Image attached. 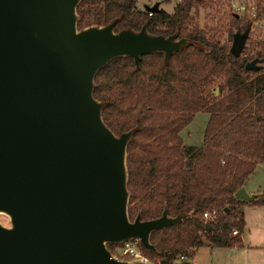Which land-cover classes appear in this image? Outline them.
I'll use <instances>...</instances> for the list:
<instances>
[{"label": "water", "instance_id": "obj_1", "mask_svg": "<svg viewBox=\"0 0 264 264\" xmlns=\"http://www.w3.org/2000/svg\"><path fill=\"white\" fill-rule=\"evenodd\" d=\"M84 0H0V264H132L109 245L138 240L148 252L155 232L191 214L130 216L128 149L137 128L116 134L95 97L97 75L113 60L172 56L203 44L131 28L122 17L79 28ZM159 12L160 5L147 9ZM252 26L234 35L246 50ZM263 66L250 61L247 70ZM219 91L217 90V94ZM236 199L253 203L244 188ZM212 227L207 225V229Z\"/></svg>", "mask_w": 264, "mask_h": 264}, {"label": "trees", "instance_id": "obj_2", "mask_svg": "<svg viewBox=\"0 0 264 264\" xmlns=\"http://www.w3.org/2000/svg\"><path fill=\"white\" fill-rule=\"evenodd\" d=\"M139 2L84 0L79 28L122 17L117 32L141 30L148 23L153 35L179 31L182 38L203 44L175 54L167 67L162 54L143 56L138 70L132 58H119L96 78L95 97L110 103L106 124L116 134L137 128L128 149L131 218L141 212L143 220L156 219L165 206L171 217L191 214L178 227L152 235L159 255L143 251L171 264L182 253L193 257L201 247L244 248V207H264V193L253 203L235 197L264 163V45L240 57L231 53L236 31L251 25L232 11L228 25L200 26L199 11L221 2L230 6L226 0H182L171 14L163 9L151 14ZM255 59L263 66L247 70ZM201 112L210 114L203 146H186L181 133ZM214 211V220L203 218Z\"/></svg>", "mask_w": 264, "mask_h": 264}, {"label": "rangeland", "instance_id": "obj_3", "mask_svg": "<svg viewBox=\"0 0 264 264\" xmlns=\"http://www.w3.org/2000/svg\"><path fill=\"white\" fill-rule=\"evenodd\" d=\"M181 2L182 0H140L138 6L143 9L146 5L155 6L159 4L160 8L162 6L163 10L171 14L174 11V7ZM221 3L224 5H216L213 9L208 8L199 11L197 20L202 28L207 24L213 27L220 22H226L227 25L229 24L228 14L233 10L227 3ZM237 32L238 31H236V33ZM242 32H244V30H242ZM261 44L264 45V31L252 29L246 44V50H252ZM257 51V49L254 50V52ZM209 118V113L201 112L197 114L194 120L182 131L181 135L186 146H203L205 130ZM0 220L5 225H9L8 218L1 216ZM251 228L250 237L248 235V228L246 231L245 238L248 241V243L245 242L246 248H238L235 251H230V249L201 247L196 249L198 260L201 264H264V230H258L253 225Z\"/></svg>", "mask_w": 264, "mask_h": 264}, {"label": "built area", "instance_id": "obj_4", "mask_svg": "<svg viewBox=\"0 0 264 264\" xmlns=\"http://www.w3.org/2000/svg\"><path fill=\"white\" fill-rule=\"evenodd\" d=\"M232 12L242 18H247L251 22L252 29L264 31V0H226ZM205 220H214L216 211L206 212L203 215ZM238 231H234L233 235L237 236ZM111 250V249H110ZM113 257L119 261H127L132 264H169L161 259L151 257L144 253L138 240H131L123 244L117 245L114 250H111ZM192 256L188 253H182L171 264H191Z\"/></svg>", "mask_w": 264, "mask_h": 264}, {"label": "crops", "instance_id": "obj_5", "mask_svg": "<svg viewBox=\"0 0 264 264\" xmlns=\"http://www.w3.org/2000/svg\"><path fill=\"white\" fill-rule=\"evenodd\" d=\"M176 6L174 7V10ZM151 7L153 6L146 5V7L143 9L140 7L139 8L142 10H147ZM160 9H162V6ZM244 189L250 196H260L264 193V163L258 165L257 169L246 181ZM244 212H245L247 227L245 229L244 234L242 235V240L245 244V242L248 243L247 239L245 238L247 228H248L249 237L251 235L250 230L252 229L251 228L252 225L256 227L258 230H264V207L246 206L244 207ZM244 248H246V245ZM237 249L238 248H232L230 249V251H235ZM191 264H201V262L198 260V253L196 251L194 256L192 257Z\"/></svg>", "mask_w": 264, "mask_h": 264}, {"label": "flooded vegetation", "instance_id": "obj_6", "mask_svg": "<svg viewBox=\"0 0 264 264\" xmlns=\"http://www.w3.org/2000/svg\"><path fill=\"white\" fill-rule=\"evenodd\" d=\"M181 37V36H180ZM182 38V37H181Z\"/></svg>", "mask_w": 264, "mask_h": 264}]
</instances>
